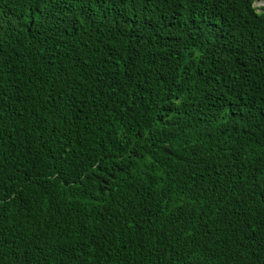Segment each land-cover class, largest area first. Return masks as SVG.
Here are the masks:
<instances>
[{
    "label": "trees",
    "instance_id": "obj_1",
    "mask_svg": "<svg viewBox=\"0 0 264 264\" xmlns=\"http://www.w3.org/2000/svg\"><path fill=\"white\" fill-rule=\"evenodd\" d=\"M0 0V264H264V6Z\"/></svg>",
    "mask_w": 264,
    "mask_h": 264
},
{
    "label": "rangeland",
    "instance_id": "obj_2",
    "mask_svg": "<svg viewBox=\"0 0 264 264\" xmlns=\"http://www.w3.org/2000/svg\"><path fill=\"white\" fill-rule=\"evenodd\" d=\"M255 6L259 7V11L261 10L260 7L264 6V0H256L255 1Z\"/></svg>",
    "mask_w": 264,
    "mask_h": 264
}]
</instances>
